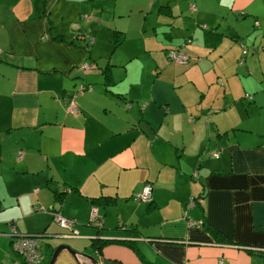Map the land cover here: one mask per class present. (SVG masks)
I'll list each match as a JSON object with an SVG mask.
<instances>
[{"label": "crops", "instance_id": "crops-1", "mask_svg": "<svg viewBox=\"0 0 264 264\" xmlns=\"http://www.w3.org/2000/svg\"><path fill=\"white\" fill-rule=\"evenodd\" d=\"M0 204V264H264V0H0Z\"/></svg>", "mask_w": 264, "mask_h": 264}, {"label": "built area", "instance_id": "built-area-1", "mask_svg": "<svg viewBox=\"0 0 264 264\" xmlns=\"http://www.w3.org/2000/svg\"><path fill=\"white\" fill-rule=\"evenodd\" d=\"M86 17H89V15H85ZM76 37L83 38L87 40L89 43H93L95 41V36L88 33H79L76 35ZM170 57L177 61V62H185L189 58V55L187 53L182 52H176L174 49L170 51ZM94 62L91 61L90 63H86L83 65V68L85 70L91 69L94 67ZM93 85L88 83H82L79 87H77L73 95L69 98H66L67 101V109L70 112H78L79 111V105L74 99V96L77 95L79 92H83L86 89H92ZM250 95V94H248ZM22 155V152L19 153V156ZM153 194V183L151 181H146L143 185V188L136 191L134 193V197L140 201H149L152 199ZM196 198L194 195H191L188 206H193L196 203ZM41 209V208H37ZM58 208H55V210H52L56 220L60 224V226L66 228L67 235L73 236V235H79V230L76 227L77 220L76 219H70L67 217H64L60 212H56ZM44 210V209H43ZM91 221H96L98 223L102 222V215L99 212V208L97 204H94L91 211ZM196 221L203 222L202 219H197ZM195 222V221H194ZM13 232L12 235V243L14 250L21 255L23 258V262L20 260L15 261V264H38L40 263L44 257V250L42 247V238L43 234H25L20 233L16 226H12Z\"/></svg>", "mask_w": 264, "mask_h": 264}, {"label": "water", "instance_id": "water-1", "mask_svg": "<svg viewBox=\"0 0 264 264\" xmlns=\"http://www.w3.org/2000/svg\"><path fill=\"white\" fill-rule=\"evenodd\" d=\"M63 249H67L72 254V256L74 257L75 261H77L78 264H83L80 259V257L82 256L89 257L91 258V260H93L95 264H99L98 263L99 260L94 254L86 252V251H80L76 248H73L70 244H67V243H61L55 248L48 264H54Z\"/></svg>", "mask_w": 264, "mask_h": 264}, {"label": "rangeland", "instance_id": "rangeland-1", "mask_svg": "<svg viewBox=\"0 0 264 264\" xmlns=\"http://www.w3.org/2000/svg\"><path fill=\"white\" fill-rule=\"evenodd\" d=\"M88 44H89V42H87ZM259 44H260V49L261 48H263V46H262V42L260 41L259 42ZM245 52L247 51V50H244ZM260 51V50H259ZM191 58H189V60H190ZM242 59L243 58H241V61H242ZM86 63H90V61H88V62H86ZM86 63H84V64H86ZM254 67H255V70H257V66H255L254 65ZM10 210V208H6L4 211H9ZM40 210H42L43 211V209H40ZM45 211V210H44ZM31 215H29L27 218H25V221H24V223H26V224H37L38 226L40 225L42 228H41V230L43 229V227H44V219H43V217H41L40 219H38L35 223H32L31 222ZM58 223V222H57ZM59 224V223H58ZM51 228V227H50ZM52 229H53V226H52ZM59 230V229H58ZM11 248H13V243H11ZM77 262V261H76ZM48 264V263H47Z\"/></svg>", "mask_w": 264, "mask_h": 264}, {"label": "trees", "instance_id": "trees-1", "mask_svg": "<svg viewBox=\"0 0 264 264\" xmlns=\"http://www.w3.org/2000/svg\"><path fill=\"white\" fill-rule=\"evenodd\" d=\"M121 41V36L120 35H116V42L119 43ZM219 155V153L217 154V156ZM56 192H57V189H56ZM194 197L196 199H199L200 195H196L194 194ZM0 209H1V204H0Z\"/></svg>", "mask_w": 264, "mask_h": 264}, {"label": "flooded vegetation", "instance_id": "flooded-vegetation-1", "mask_svg": "<svg viewBox=\"0 0 264 264\" xmlns=\"http://www.w3.org/2000/svg\"><path fill=\"white\" fill-rule=\"evenodd\" d=\"M30 234V233H29ZM38 234V233H37Z\"/></svg>", "mask_w": 264, "mask_h": 264}]
</instances>
